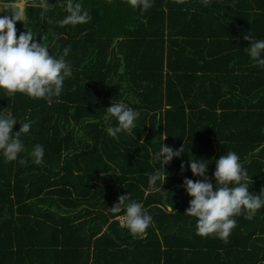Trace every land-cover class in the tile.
Listing matches in <instances>:
<instances>
[{"label":"trees","instance_id":"obj_1","mask_svg":"<svg viewBox=\"0 0 264 264\" xmlns=\"http://www.w3.org/2000/svg\"><path fill=\"white\" fill-rule=\"evenodd\" d=\"M48 2L42 16L30 0L17 37L43 36L54 57L69 47L72 75L50 102L0 91V109L31 121L21 137L26 163L0 157V264H264V207L251 220L235 217L225 243L196 235L182 187L199 179L188 159L208 160L215 187V160L234 151L248 191L264 189V68L243 39L264 38V0H153L143 13L129 0H80L91 19L63 27V0ZM111 102L140 112L130 134H107ZM37 143L40 164L28 155ZM160 143L183 147L164 170L152 158ZM158 168L166 177L153 192ZM126 193L152 216L142 236L109 211Z\"/></svg>","mask_w":264,"mask_h":264},{"label":"clouds","instance_id":"obj_2","mask_svg":"<svg viewBox=\"0 0 264 264\" xmlns=\"http://www.w3.org/2000/svg\"><path fill=\"white\" fill-rule=\"evenodd\" d=\"M30 0H11V3L0 5L6 10V14L0 16V91L7 96L16 93L24 94L30 98L45 99L49 102L53 97H58L66 78L72 75L71 63L65 60L69 47H65L59 57L49 53V43L41 37L37 42L36 35L25 30L17 37L15 25L17 22L27 24L26 6ZM57 3H61L57 0ZM66 15L58 21L65 25H83L91 19L88 11L83 8L80 0H63ZM153 0H129L131 7L138 8L141 13L152 6ZM40 14L43 16L50 10L48 0H39ZM85 33H81V36ZM245 41L249 44L245 51L256 66L264 68V38L245 35ZM140 112L134 110L123 102H111L104 109L102 117L106 125V132L111 137L118 133H131L135 127V121ZM115 121V124L112 122ZM19 123L17 132H13L14 124ZM31 127V121L18 122L11 111L0 109V157L5 162L18 161L25 164L26 160L19 158L25 152V145L21 139ZM166 135L161 136L160 142ZM183 147L173 150L165 144H159L158 151L152 153L153 161L164 170L174 157H180ZM34 164H40L44 155L43 146L39 143L32 146L28 153ZM19 158V159H18ZM208 160L188 159V168L193 177H199L195 181L187 177L182 182L187 195L190 197L186 215L194 217L196 235L201 237L215 236L227 242L231 231L236 226L235 217L244 215L251 220L255 213L264 207V189L259 194L249 192L247 169L242 167L240 157L234 151H227L215 160V170L212 179L215 187L206 175ZM183 168V164L181 165ZM160 169H156L148 177L149 190L158 192L165 181ZM109 211L123 212L119 217L123 226L133 237L146 234V230L152 224V216L146 208L134 199H130L128 193L118 197ZM168 211H173L172 207Z\"/></svg>","mask_w":264,"mask_h":264},{"label":"flooded vegetation","instance_id":"obj_3","mask_svg":"<svg viewBox=\"0 0 264 264\" xmlns=\"http://www.w3.org/2000/svg\"><path fill=\"white\" fill-rule=\"evenodd\" d=\"M11 3V2H10ZM5 3H3V2H0V5H4ZM3 8H0V12H1V10H2ZM3 10H5V9H3ZM2 10V11H3Z\"/></svg>","mask_w":264,"mask_h":264},{"label":"rangeland","instance_id":"obj_4","mask_svg":"<svg viewBox=\"0 0 264 264\" xmlns=\"http://www.w3.org/2000/svg\"><path fill=\"white\" fill-rule=\"evenodd\" d=\"M2 10H3V9H2ZM2 10H1V12H2ZM1 12H0V13H1ZM0 16H1V15H0Z\"/></svg>","mask_w":264,"mask_h":264}]
</instances>
